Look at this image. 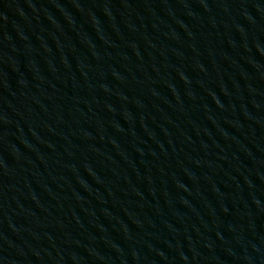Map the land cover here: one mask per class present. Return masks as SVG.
I'll return each mask as SVG.
<instances>
[{
  "label": "water",
  "instance_id": "obj_1",
  "mask_svg": "<svg viewBox=\"0 0 264 264\" xmlns=\"http://www.w3.org/2000/svg\"><path fill=\"white\" fill-rule=\"evenodd\" d=\"M0 264H264V0H0Z\"/></svg>",
  "mask_w": 264,
  "mask_h": 264
}]
</instances>
